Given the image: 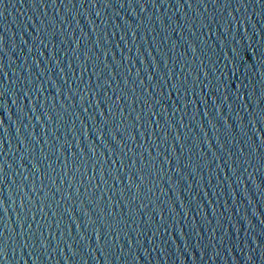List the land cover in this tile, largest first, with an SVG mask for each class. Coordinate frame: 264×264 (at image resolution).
Here are the masks:
<instances>
[{
  "label": "water",
  "instance_id": "95a60500",
  "mask_svg": "<svg viewBox=\"0 0 264 264\" xmlns=\"http://www.w3.org/2000/svg\"><path fill=\"white\" fill-rule=\"evenodd\" d=\"M0 264H264V0H0Z\"/></svg>",
  "mask_w": 264,
  "mask_h": 264
}]
</instances>
